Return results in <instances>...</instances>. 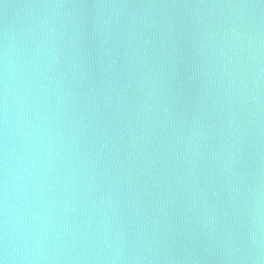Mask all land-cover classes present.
<instances>
[{
    "label": "water",
    "instance_id": "obj_1",
    "mask_svg": "<svg viewBox=\"0 0 264 264\" xmlns=\"http://www.w3.org/2000/svg\"><path fill=\"white\" fill-rule=\"evenodd\" d=\"M3 264H264V0H0Z\"/></svg>",
    "mask_w": 264,
    "mask_h": 264
},
{
    "label": "clouds",
    "instance_id": "obj_2",
    "mask_svg": "<svg viewBox=\"0 0 264 264\" xmlns=\"http://www.w3.org/2000/svg\"><path fill=\"white\" fill-rule=\"evenodd\" d=\"M0 264H3V261L2 260H0Z\"/></svg>",
    "mask_w": 264,
    "mask_h": 264
}]
</instances>
